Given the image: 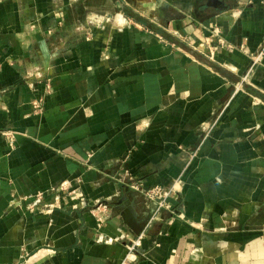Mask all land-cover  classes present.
I'll list each match as a JSON object with an SVG mask.
<instances>
[{"label": "crops", "instance_id": "1", "mask_svg": "<svg viewBox=\"0 0 264 264\" xmlns=\"http://www.w3.org/2000/svg\"><path fill=\"white\" fill-rule=\"evenodd\" d=\"M263 44L264 0H0V264H264Z\"/></svg>", "mask_w": 264, "mask_h": 264}, {"label": "built area", "instance_id": "2", "mask_svg": "<svg viewBox=\"0 0 264 264\" xmlns=\"http://www.w3.org/2000/svg\"><path fill=\"white\" fill-rule=\"evenodd\" d=\"M213 33H214V37L217 38L220 47L222 48L228 47L226 41L220 36V32L218 28H215ZM212 55H214L213 51H212ZM263 61H264V44L262 48L255 55L252 56V62H253L252 67L262 65ZM36 107L38 108V104H36ZM172 194H173V190H169L165 192L162 188H158L155 191L148 193L147 196L150 199L157 201L158 208L159 210H161V209H171V206L168 203V199L171 197ZM143 239H144V235H141L128 247L130 255L132 253H135L142 246Z\"/></svg>", "mask_w": 264, "mask_h": 264}]
</instances>
